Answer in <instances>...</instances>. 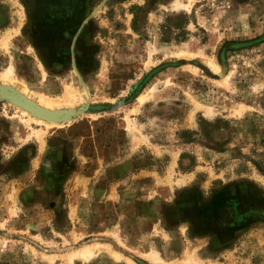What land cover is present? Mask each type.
<instances>
[{
    "label": "rangeland",
    "instance_id": "1",
    "mask_svg": "<svg viewBox=\"0 0 264 264\" xmlns=\"http://www.w3.org/2000/svg\"><path fill=\"white\" fill-rule=\"evenodd\" d=\"M0 264H264V0H0Z\"/></svg>",
    "mask_w": 264,
    "mask_h": 264
},
{
    "label": "trees",
    "instance_id": "2",
    "mask_svg": "<svg viewBox=\"0 0 264 264\" xmlns=\"http://www.w3.org/2000/svg\"><path fill=\"white\" fill-rule=\"evenodd\" d=\"M224 211H228L227 209H224V210H217V223H218V225L219 226H221V227H223V226H226V225H224L223 223H222V219H221V212H224ZM232 223V221L231 222H229V224H231Z\"/></svg>",
    "mask_w": 264,
    "mask_h": 264
},
{
    "label": "bare ground",
    "instance_id": "3",
    "mask_svg": "<svg viewBox=\"0 0 264 264\" xmlns=\"http://www.w3.org/2000/svg\"><path fill=\"white\" fill-rule=\"evenodd\" d=\"M142 100V99H141Z\"/></svg>",
    "mask_w": 264,
    "mask_h": 264
}]
</instances>
